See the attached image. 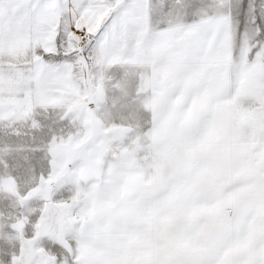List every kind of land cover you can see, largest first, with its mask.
Segmentation results:
<instances>
[{
  "label": "snow or ice",
  "instance_id": "snow-or-ice-1",
  "mask_svg": "<svg viewBox=\"0 0 264 264\" xmlns=\"http://www.w3.org/2000/svg\"><path fill=\"white\" fill-rule=\"evenodd\" d=\"M0 264H264V0H0Z\"/></svg>",
  "mask_w": 264,
  "mask_h": 264
}]
</instances>
